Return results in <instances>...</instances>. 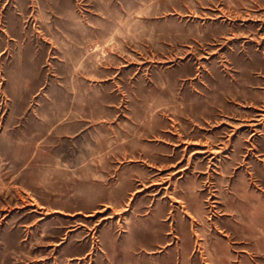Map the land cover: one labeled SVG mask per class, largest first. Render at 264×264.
Listing matches in <instances>:
<instances>
[{"label": "rangeland", "instance_id": "374dc122", "mask_svg": "<svg viewBox=\"0 0 264 264\" xmlns=\"http://www.w3.org/2000/svg\"><path fill=\"white\" fill-rule=\"evenodd\" d=\"M0 264H264V0H0Z\"/></svg>", "mask_w": 264, "mask_h": 264}]
</instances>
